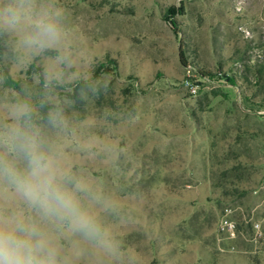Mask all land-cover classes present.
Here are the masks:
<instances>
[{
  "label": "rangeland",
  "instance_id": "rangeland-1",
  "mask_svg": "<svg viewBox=\"0 0 264 264\" xmlns=\"http://www.w3.org/2000/svg\"><path fill=\"white\" fill-rule=\"evenodd\" d=\"M39 21L57 30L43 46ZM18 132L101 228L45 218L0 178V217L58 264H264V0H26L0 26V156L23 169Z\"/></svg>",
  "mask_w": 264,
  "mask_h": 264
},
{
  "label": "clouds",
  "instance_id": "clouds-1",
  "mask_svg": "<svg viewBox=\"0 0 264 264\" xmlns=\"http://www.w3.org/2000/svg\"><path fill=\"white\" fill-rule=\"evenodd\" d=\"M26 0H19L17 8H7L0 13V26L15 27L20 23ZM39 29L36 42L43 46L56 39L57 30L51 23L37 22ZM27 106L16 110L26 114ZM55 122V117H51ZM22 138L21 149L27 161L25 168L17 167L14 160L0 156V178L13 184L23 198L40 210L45 218L67 220L74 230L90 238H100L101 228L95 219L81 207L75 192L64 183V173L53 156L40 149L35 136L18 132ZM76 190L84 185L77 182ZM0 264H58L57 253L49 238L35 225L19 219L0 217Z\"/></svg>",
  "mask_w": 264,
  "mask_h": 264
},
{
  "label": "trees",
  "instance_id": "trees-1",
  "mask_svg": "<svg viewBox=\"0 0 264 264\" xmlns=\"http://www.w3.org/2000/svg\"><path fill=\"white\" fill-rule=\"evenodd\" d=\"M5 83L9 86V85H15L14 82L12 81V79L7 76L5 79Z\"/></svg>",
  "mask_w": 264,
  "mask_h": 264
},
{
  "label": "built area",
  "instance_id": "built-area-1",
  "mask_svg": "<svg viewBox=\"0 0 264 264\" xmlns=\"http://www.w3.org/2000/svg\"><path fill=\"white\" fill-rule=\"evenodd\" d=\"M226 225L229 226V227H232V225L231 224H228L227 222H226Z\"/></svg>",
  "mask_w": 264,
  "mask_h": 264
}]
</instances>
